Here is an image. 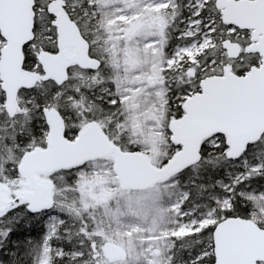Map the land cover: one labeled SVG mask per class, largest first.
<instances>
[{"label":"snow or ice","instance_id":"obj_1","mask_svg":"<svg viewBox=\"0 0 264 264\" xmlns=\"http://www.w3.org/2000/svg\"><path fill=\"white\" fill-rule=\"evenodd\" d=\"M0 264H264V0H0Z\"/></svg>","mask_w":264,"mask_h":264},{"label":"rangeland","instance_id":"obj_2","mask_svg":"<svg viewBox=\"0 0 264 264\" xmlns=\"http://www.w3.org/2000/svg\"><path fill=\"white\" fill-rule=\"evenodd\" d=\"M147 194V189L145 190H130V189H125L123 194H121V192L119 190L116 189H110L106 192H104L103 194V198H104V202L106 203L108 199H115V198H119L121 195H123L126 199L121 201V205L123 207V205L127 202H131L133 207L136 206V202L138 200H140V198H142L143 196H145ZM129 226H134L138 223H140V221L136 220L133 217H129L128 221H127ZM123 250V249H122ZM124 252V250H123Z\"/></svg>","mask_w":264,"mask_h":264},{"label":"water","instance_id":"obj_3","mask_svg":"<svg viewBox=\"0 0 264 264\" xmlns=\"http://www.w3.org/2000/svg\"><path fill=\"white\" fill-rule=\"evenodd\" d=\"M126 189H132V190H145L146 187L144 185L138 184L135 180V174H132V177L128 181V187ZM124 254L123 250L121 248H114L113 249V255L116 257H120Z\"/></svg>","mask_w":264,"mask_h":264}]
</instances>
